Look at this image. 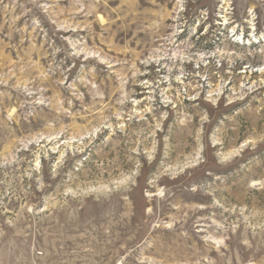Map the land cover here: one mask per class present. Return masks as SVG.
I'll return each mask as SVG.
<instances>
[{"label": "rangeland", "instance_id": "374dc122", "mask_svg": "<svg viewBox=\"0 0 264 264\" xmlns=\"http://www.w3.org/2000/svg\"><path fill=\"white\" fill-rule=\"evenodd\" d=\"M0 264H264V0H0Z\"/></svg>", "mask_w": 264, "mask_h": 264}]
</instances>
